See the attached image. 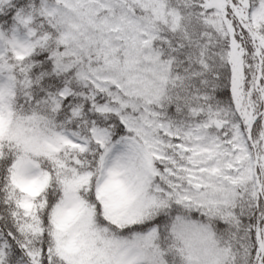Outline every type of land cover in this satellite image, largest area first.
<instances>
[{
	"label": "snow or ice",
	"instance_id": "obj_1",
	"mask_svg": "<svg viewBox=\"0 0 264 264\" xmlns=\"http://www.w3.org/2000/svg\"><path fill=\"white\" fill-rule=\"evenodd\" d=\"M0 264H264V0H0Z\"/></svg>",
	"mask_w": 264,
	"mask_h": 264
}]
</instances>
